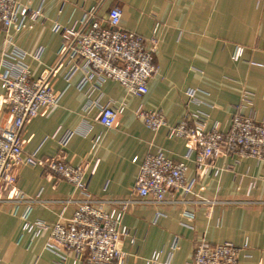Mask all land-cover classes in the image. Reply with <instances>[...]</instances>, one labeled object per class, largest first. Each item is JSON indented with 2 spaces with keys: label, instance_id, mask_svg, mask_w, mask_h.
<instances>
[{
  "label": "crops",
  "instance_id": "1",
  "mask_svg": "<svg viewBox=\"0 0 264 264\" xmlns=\"http://www.w3.org/2000/svg\"><path fill=\"white\" fill-rule=\"evenodd\" d=\"M16 1L39 16L26 18L22 28L0 31V75L11 62L8 55L20 50L32 79L51 70L49 84L62 96L56 107L23 127V153L33 154L37 164L15 171V189L43 201L31 206L28 219L44 222L47 229L32 238L21 230L26 207L0 204V264H56L44 244L56 223L71 218L80 194L46 167L48 161L82 167L85 191L92 198L133 201L138 199L134 185L139 168L147 155L157 152L173 162H186L190 193H173L178 203L126 207L122 224L133 244L130 238L121 241L120 248L128 254L122 264H145L153 253H159L157 264H190L201 239L211 245L233 244L240 249L242 264H264V160L222 156L216 160V176H198L194 155L186 160L185 140L169 138L166 127L153 132L135 116L138 109L159 111L172 126L185 113L200 112L207 118L206 128L216 125L220 132L228 131L237 113L264 123V0ZM113 6L121 10L123 29L144 38L157 29V73L142 98L112 80L99 89L88 84L77 90L82 71H70L66 59L57 55L63 27L73 26L91 9L104 22ZM237 49L241 55L234 58ZM244 91L251 95L249 108L239 106ZM188 92L194 93V103L188 102ZM106 104L123 108L110 129L96 121ZM7 108L0 81V125L10 119ZM96 136L100 140L91 149ZM12 196L0 187V197Z\"/></svg>",
  "mask_w": 264,
  "mask_h": 264
},
{
  "label": "built area",
  "instance_id": "2",
  "mask_svg": "<svg viewBox=\"0 0 264 264\" xmlns=\"http://www.w3.org/2000/svg\"><path fill=\"white\" fill-rule=\"evenodd\" d=\"M38 11H30L19 6L16 0H0V31L11 27H23L26 18L35 20ZM121 10L113 6L103 22L96 18L94 9L84 13L71 27L61 29L62 42L57 52L59 59H66L69 70L78 67L82 78L76 86L83 90L88 84L99 89L106 80L117 82L126 92L142 98L147 93L149 80L157 73L154 56L157 51L156 28L150 38H144L120 26ZM237 49L234 58L241 55ZM26 54L14 49L8 59L12 62L0 75L1 87L7 99L9 121L0 125V187L13 192L12 198L0 197V204L23 205L21 215L23 233L32 238L47 229L40 220H29L31 206L42 203L38 196L27 197L15 189V171L24 165H36L33 154L24 155L23 127L27 122L59 104L62 93L49 84L51 70L37 79H32L29 68L23 63ZM188 102L194 103V93H187ZM252 105L251 95L244 91L240 97V107ZM122 107L106 104L99 108L96 121L110 129ZM135 116L147 129L156 132L166 127L169 138L186 141L188 155H194L198 176H216L219 168L216 160L222 156L236 158L252 157L264 160V123L256 122L251 116L235 114L227 132H220L216 125L206 128L207 118L200 112H187L182 120L167 126L159 111H135ZM100 140L96 136L91 149ZM46 167L55 175L71 184L80 194L73 201L76 206L71 218L63 220L50 229L44 249L56 258V264H122L128 254L120 248L124 239L130 238V231L122 224L126 207L131 203L165 205L178 203L173 193H190L186 185L185 161L173 162L161 152L149 154L143 160L134 185L137 200L103 201L92 198L85 191L84 171L57 159H51ZM171 199H167L168 196ZM197 203H209L198 200ZM66 203H71L70 201ZM104 205L118 209L106 211ZM117 210V211H116ZM133 244V239L130 238ZM239 250L231 243L211 245L199 240L193 249L190 264H242ZM159 253H153L145 264H157Z\"/></svg>",
  "mask_w": 264,
  "mask_h": 264
}]
</instances>
